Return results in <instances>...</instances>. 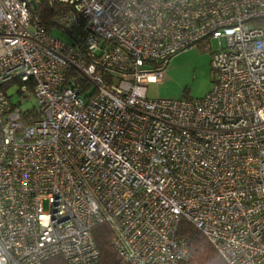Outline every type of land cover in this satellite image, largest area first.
Instances as JSON below:
<instances>
[{"label": "built area", "instance_id": "obj_1", "mask_svg": "<svg viewBox=\"0 0 264 264\" xmlns=\"http://www.w3.org/2000/svg\"><path fill=\"white\" fill-rule=\"evenodd\" d=\"M28 1L0 0V264H97L100 222L129 264H177L181 220L226 264H264V0H48L81 16L83 50ZM206 39L211 90L149 98Z\"/></svg>", "mask_w": 264, "mask_h": 264}, {"label": "trees", "instance_id": "obj_2", "mask_svg": "<svg viewBox=\"0 0 264 264\" xmlns=\"http://www.w3.org/2000/svg\"><path fill=\"white\" fill-rule=\"evenodd\" d=\"M30 9L32 23L40 25L50 34L55 31L65 33L71 39L72 45L83 50L85 24L72 6L48 0H35V8ZM75 28L79 29V38L73 36ZM178 231L188 240L189 255L186 260L177 264H226L201 232L189 222L181 220ZM91 233L99 252L97 264H129L112 248L110 239L113 230L108 222L96 224L91 229ZM45 264H65V262L61 256H54L47 259Z\"/></svg>", "mask_w": 264, "mask_h": 264}, {"label": "rangeland", "instance_id": "obj_3", "mask_svg": "<svg viewBox=\"0 0 264 264\" xmlns=\"http://www.w3.org/2000/svg\"><path fill=\"white\" fill-rule=\"evenodd\" d=\"M53 35L65 42L71 40L61 31H55ZM73 36L79 38L78 28L74 29ZM218 48L219 43L216 39H206L172 55L164 66L160 80L147 85L148 97L151 99H195L204 96L213 85L215 72L210 61L213 51ZM17 89V85L10 89L14 102L18 99ZM33 102L34 98L30 96L22 106H31ZM43 208L46 210V204Z\"/></svg>", "mask_w": 264, "mask_h": 264}, {"label": "water", "instance_id": "obj_4", "mask_svg": "<svg viewBox=\"0 0 264 264\" xmlns=\"http://www.w3.org/2000/svg\"><path fill=\"white\" fill-rule=\"evenodd\" d=\"M31 7L34 9L35 8V0H29Z\"/></svg>", "mask_w": 264, "mask_h": 264}]
</instances>
